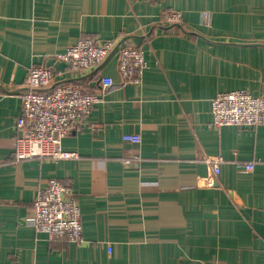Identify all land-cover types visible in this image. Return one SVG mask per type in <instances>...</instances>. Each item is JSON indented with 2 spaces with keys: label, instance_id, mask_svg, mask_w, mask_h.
<instances>
[{
  "label": "crops",
  "instance_id": "crops-1",
  "mask_svg": "<svg viewBox=\"0 0 264 264\" xmlns=\"http://www.w3.org/2000/svg\"><path fill=\"white\" fill-rule=\"evenodd\" d=\"M168 10L179 24L163 25ZM86 38L142 50L139 82L119 85L117 49L69 73L56 56ZM34 66L89 92L114 82L62 139L76 159H14ZM232 90L264 96V0H0V264H264V124L210 125L212 98ZM48 179L77 196L82 243L29 222Z\"/></svg>",
  "mask_w": 264,
  "mask_h": 264
},
{
  "label": "built area",
  "instance_id": "built-area-1",
  "mask_svg": "<svg viewBox=\"0 0 264 264\" xmlns=\"http://www.w3.org/2000/svg\"><path fill=\"white\" fill-rule=\"evenodd\" d=\"M181 17L180 11L168 10L162 14L163 25L179 24ZM202 18L206 22L208 13H203ZM116 49L117 72L122 79L119 85L139 82L146 68L144 53L123 41L82 39L58 54L56 59L66 66L69 73L76 75L98 67ZM66 70L62 72L34 66L27 72L20 95L21 115L15 121L17 131L21 133L19 140L26 142V147L14 150L16 161L47 156L54 160L79 157L77 152L62 148V139L71 132L81 130L93 107L103 101L105 92L114 82L111 77H100L96 92L85 91L70 82L54 84L55 79L65 74ZM210 114V124L216 128L263 125L264 96H253L245 90L219 92L211 100ZM122 141L138 144L140 137L124 134ZM220 161L219 157L206 160L214 175L219 172ZM242 168L250 171L253 164L248 162ZM31 210L29 222L35 231L45 234L49 240L82 243L80 209L70 186L57 179H48L45 186L37 190Z\"/></svg>",
  "mask_w": 264,
  "mask_h": 264
},
{
  "label": "bare ground",
  "instance_id": "bare-ground-1",
  "mask_svg": "<svg viewBox=\"0 0 264 264\" xmlns=\"http://www.w3.org/2000/svg\"><path fill=\"white\" fill-rule=\"evenodd\" d=\"M111 40V39H110ZM132 85H133V83H132ZM211 125V124H210ZM76 244V243H75Z\"/></svg>",
  "mask_w": 264,
  "mask_h": 264
}]
</instances>
